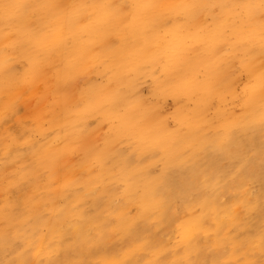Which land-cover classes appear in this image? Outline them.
<instances>
[{
    "label": "bare ground",
    "instance_id": "obj_1",
    "mask_svg": "<svg viewBox=\"0 0 264 264\" xmlns=\"http://www.w3.org/2000/svg\"><path fill=\"white\" fill-rule=\"evenodd\" d=\"M262 9L259 0H0L4 107L11 108L24 90L37 94L39 81L46 84L43 97L53 95L47 85L51 72L59 81L57 94L79 73L99 78L80 90L68 89L48 128L36 122L16 148L9 146L17 165L7 186L21 195L16 206L7 200L0 205V264L12 253L16 235L23 246L35 247L36 256H45L46 264L61 262L71 247L86 248L73 264H156L167 251L173 255L169 264H202L196 237L210 231L215 246L233 247L213 264L241 255L248 263L264 264V214L242 223L236 210L223 209L220 202L228 180L237 177L244 194L239 203L249 210L261 203L264 210ZM236 66L247 74L241 93ZM143 83L158 101L142 95ZM237 96L241 113L221 108ZM165 98L177 101L173 127L161 114L159 100ZM102 123L109 125L105 143H89ZM30 129L43 137L37 146ZM75 150L83 153L82 167L94 165V173L78 175V164L67 158ZM156 165L159 172H153ZM44 172L47 182L41 186ZM247 181L259 182L258 196L247 193ZM120 196L122 204L116 203ZM179 200L187 209L184 220L175 215ZM207 221L216 227L210 229ZM151 222L173 225L179 240L159 246L146 239L143 229ZM233 227L248 233L231 234ZM111 233L133 247L111 254ZM50 240H56L51 250ZM255 245L261 254L254 260L250 246ZM142 252L150 259L139 261Z\"/></svg>",
    "mask_w": 264,
    "mask_h": 264
},
{
    "label": "rangeland",
    "instance_id": "obj_2",
    "mask_svg": "<svg viewBox=\"0 0 264 264\" xmlns=\"http://www.w3.org/2000/svg\"><path fill=\"white\" fill-rule=\"evenodd\" d=\"M16 67H17L16 70H21L22 63L17 62ZM236 69H237L238 74H240V76L238 79H236L235 85L237 86V91L241 93V87L243 86L244 81L247 79V74L246 72L241 71L239 69V66H236ZM48 75H50V79H49L50 84H47V85L49 87L52 85V88L50 89L51 91H53V95H51L50 97H46V98L43 97V95L46 94L47 92L46 91L47 88L44 82L39 81L37 94H32L26 90L20 92L19 94L16 95L17 98L15 102L9 105L11 107V108L8 107L9 109L4 107V105L0 102V205L1 206L4 204L6 200L8 202L9 201L16 202L14 205L16 206L18 204V201H20V195H21V190H19L17 187L7 186L8 181L14 180L15 178L13 176L14 172H12V170L14 169V166L17 165V163L14 164L15 160L12 158V155L7 153V151L10 148L9 146L16 148L18 145V142L20 141L22 135L24 134V131H27L26 129H28L29 127L33 125H36L37 123H40L43 127L48 128L49 126L48 119L54 114L55 112L54 110H56V108L61 109L63 107L64 94H66L68 89H69L68 93L70 92V89L72 87L75 90L77 89L80 90L83 87L87 86V83L90 82L91 80L99 79L96 77L94 72H89L87 74L79 73L76 77H74L73 83L70 85V88L68 85L63 86L62 90L58 89V94H57L56 86L57 84H59V81L57 82V79L55 75H53L52 72L49 73ZM78 78H80L79 82H78ZM140 89L144 97L154 100V101H158L157 99H154L151 96L150 87L148 83H143ZM159 102L161 104V114L163 116L170 118L168 120V124L170 125V127H173L174 123H173V118L171 117V113L176 108L177 101H175L173 98H165V99H160ZM221 105H222L221 108L223 107L225 110L229 111L232 114H239L242 111L239 96L235 98L228 97L226 101L221 103ZM40 110L41 112H40L39 118H37L36 115ZM213 115H214V110L212 108L211 116ZM108 130H109L108 123L100 124V126H98L95 129V132L92 133V135L89 137L88 142L91 144H95V145L96 144L102 145L106 141ZM31 132H32L31 138H35V140H37V142L35 143V146H37V144L43 140V137L40 135H37L35 130ZM60 143L61 141L58 139V144ZM25 150H26V147H24L21 150V153ZM68 157H69V160H72L73 162H76L78 164L75 170L79 176L86 175L88 173H94L96 171V167L94 165H90V167L88 168L82 167L81 165V159L83 157L82 152L75 150L72 153L68 154L67 158ZM222 167L226 168L227 167L226 163H224ZM152 169H153V172L160 171V168L157 165L155 167L153 166ZM46 174L47 173L44 172V174L39 178V183L41 186L45 185V183L47 182ZM29 182L24 183V184L28 186ZM239 186H240V179H238L237 177L228 180L226 187L220 193V202L223 205V209L230 210L231 208L232 211L236 210V212H238L240 216L242 223L250 219L259 218L260 216H262L264 214V210L262 209L263 206L261 203H260L259 208L256 210H249L246 207V205L239 203L238 200L244 197V194H242L240 190L241 187ZM244 187L245 188L247 187L248 189L247 193H251V195L253 196H256V195L258 196V194L261 193L260 185H259V182L257 181H247L245 182ZM122 188H123V185H120L118 189L121 190ZM203 194L204 192L200 193V195H203ZM123 201L124 199L121 196L118 197V199H116V203H119V204H122ZM62 203L63 201H61L60 204ZM134 208L136 207L135 206L130 207V209L132 210V214L137 213V208L136 209ZM18 209L20 208L17 207L14 209V211L18 212L17 211ZM174 209L176 212L175 215L179 217V220H184L186 216H188L186 215L187 209L185 207L184 201H180V200L177 201L176 204L174 205ZM111 222H112L111 224H115L117 220L113 218L111 219ZM2 223L3 221L0 220V224ZM151 223L147 224V226L143 229L142 236L145 237L146 239L147 238L151 239L154 243H156L159 246L162 244H167L168 246H172L174 242L176 243L179 240V238L176 235L177 234L176 228L173 225L159 226L156 222H151ZM206 225L210 229H214L216 227L213 221H207ZM15 229H16V226H15ZM212 232L213 231H210L208 233H200L196 237L197 244H199V247L202 248V261H203L202 264H213L214 258L216 257L224 258V257L229 256L233 252L232 246H215L214 245L215 237L212 236L214 235ZM237 232H239V234ZM230 233L238 234L240 237L243 238L245 235H247L248 230L245 228L236 230L235 227H233L231 228ZM114 235H115L114 233H111L110 237L108 238L109 241L107 242V250L111 254H114V252L115 253L117 252L116 254L121 255V252H124L127 249V247L128 248L133 247V246H128L130 243L129 239L127 238L122 239L117 235H116V238H114L115 237ZM6 236L8 237L11 236L10 230L8 231V234H6ZM16 237L17 238L12 239L13 245L10 246V248L13 250L12 253L5 256L3 263L1 264H4L5 262L6 264H28L29 262L30 264H35V263L36 264H46L47 260L45 256L38 257L35 255V247L33 245L23 246V238L17 235ZM114 239H118V240L114 241ZM121 239L125 241L123 242ZM201 241H203V243H201ZM120 243H123V244H120ZM55 245H56V240H50L48 242V247L50 250L52 249L51 247L53 248L56 247ZM246 247L248 246H244L242 249L244 250L246 249ZM250 247H252L251 250L253 252L252 254L253 259L254 260L259 259V256L261 253L258 250L257 246L255 245V246H250ZM20 249L22 250L24 249V252L23 254H21L22 255L21 257L16 254L18 250ZM78 250L79 251L77 250L75 251V249L72 247L70 249H67L66 254L62 258L61 262H54L51 264H73V263L78 262L81 255L85 253L86 248L84 247V249L80 248ZM161 255L156 264H169L171 260L173 259V255L172 253H169V251L163 252ZM22 257H25V260ZM138 257H139V261L144 262L150 259L151 255L149 253L142 252V254H139ZM210 259L211 261H209ZM179 264H184V262H180ZM227 264H256V263L255 261L252 263H248L246 261L245 256L241 255L238 259H233V262L232 260H230Z\"/></svg>",
    "mask_w": 264,
    "mask_h": 264
},
{
    "label": "clouds",
    "instance_id": "obj_3",
    "mask_svg": "<svg viewBox=\"0 0 264 264\" xmlns=\"http://www.w3.org/2000/svg\"><path fill=\"white\" fill-rule=\"evenodd\" d=\"M248 2L250 3L251 0H248ZM259 3H260L262 6H264V0H259ZM262 10H264V9H262Z\"/></svg>",
    "mask_w": 264,
    "mask_h": 264
}]
</instances>
